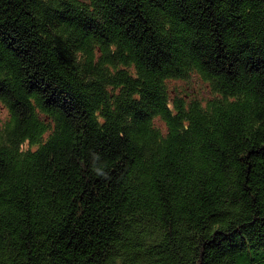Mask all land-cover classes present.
Segmentation results:
<instances>
[{
	"label": "trees",
	"instance_id": "1",
	"mask_svg": "<svg viewBox=\"0 0 264 264\" xmlns=\"http://www.w3.org/2000/svg\"><path fill=\"white\" fill-rule=\"evenodd\" d=\"M0 264H264V0H0Z\"/></svg>",
	"mask_w": 264,
	"mask_h": 264
},
{
	"label": "rangeland",
	"instance_id": "2",
	"mask_svg": "<svg viewBox=\"0 0 264 264\" xmlns=\"http://www.w3.org/2000/svg\"><path fill=\"white\" fill-rule=\"evenodd\" d=\"M171 88L174 92H191L197 96L206 97L208 94L207 85L196 76H192L188 82L186 81H172L170 82ZM3 114L4 111H1Z\"/></svg>",
	"mask_w": 264,
	"mask_h": 264
},
{
	"label": "clouds",
	"instance_id": "3",
	"mask_svg": "<svg viewBox=\"0 0 264 264\" xmlns=\"http://www.w3.org/2000/svg\"><path fill=\"white\" fill-rule=\"evenodd\" d=\"M99 172V170H97Z\"/></svg>",
	"mask_w": 264,
	"mask_h": 264
}]
</instances>
